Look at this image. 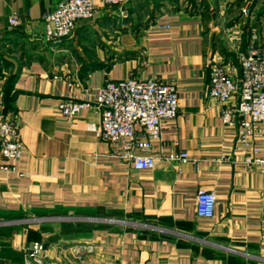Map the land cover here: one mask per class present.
Segmentation results:
<instances>
[{
    "label": "crops",
    "instance_id": "1",
    "mask_svg": "<svg viewBox=\"0 0 264 264\" xmlns=\"http://www.w3.org/2000/svg\"><path fill=\"white\" fill-rule=\"evenodd\" d=\"M58 2L0 0L3 114L22 144L15 170H0V264H264V168L244 163L208 94L209 59L238 74L252 33L264 42V0H94L97 13L53 48L43 15ZM13 14L22 24L9 29ZM128 77L177 86L149 170L99 138V111L57 108ZM181 151L187 161L169 159ZM200 187L216 194L213 217L196 214Z\"/></svg>",
    "mask_w": 264,
    "mask_h": 264
},
{
    "label": "built area",
    "instance_id": "2",
    "mask_svg": "<svg viewBox=\"0 0 264 264\" xmlns=\"http://www.w3.org/2000/svg\"><path fill=\"white\" fill-rule=\"evenodd\" d=\"M111 7L134 0H100ZM264 12V3H262ZM97 13L94 0H59L55 8L48 9L43 19L47 23L44 40L53 48L68 38L81 19L92 18ZM249 14L248 7L243 9ZM125 17V16H124ZM9 29L18 28L22 22L13 14L9 17ZM239 37L234 36L236 41ZM251 43L236 59L239 73L228 63L209 59L210 85L208 94L220 105L223 125L235 132V148L245 154L247 166L264 168V157L259 141L264 140V42H257L252 33ZM233 41V40H232ZM234 44V43H233ZM235 45V44H234ZM94 96V98L92 97ZM60 114L70 118L82 110L95 109L100 113L96 130L102 141L118 144L117 156L134 170H149L155 165L152 143L160 138L165 121L173 120L179 112L175 82L152 77L147 79L106 78L97 89L87 90L81 99L69 96L57 106ZM4 103L0 91V170L14 171L11 161L21 154V139L17 125L3 114ZM139 127V128H137ZM169 159L187 161L185 151L171 154ZM23 175L22 172H18ZM216 194L203 187L195 193V211L198 217H213ZM42 245L34 243L30 256L36 261Z\"/></svg>",
    "mask_w": 264,
    "mask_h": 264
},
{
    "label": "trees",
    "instance_id": "3",
    "mask_svg": "<svg viewBox=\"0 0 264 264\" xmlns=\"http://www.w3.org/2000/svg\"><path fill=\"white\" fill-rule=\"evenodd\" d=\"M3 103H4V107H5V101L3 100ZM5 110V109H4Z\"/></svg>",
    "mask_w": 264,
    "mask_h": 264
}]
</instances>
